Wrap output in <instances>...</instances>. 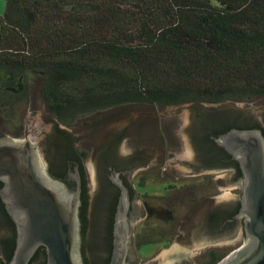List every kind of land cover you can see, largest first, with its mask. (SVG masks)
Segmentation results:
<instances>
[{
	"label": "trees",
	"instance_id": "1",
	"mask_svg": "<svg viewBox=\"0 0 264 264\" xmlns=\"http://www.w3.org/2000/svg\"><path fill=\"white\" fill-rule=\"evenodd\" d=\"M38 94L64 124L127 105L257 100L264 0H5L4 128Z\"/></svg>",
	"mask_w": 264,
	"mask_h": 264
},
{
	"label": "water",
	"instance_id": "2",
	"mask_svg": "<svg viewBox=\"0 0 264 264\" xmlns=\"http://www.w3.org/2000/svg\"><path fill=\"white\" fill-rule=\"evenodd\" d=\"M186 108L179 129L183 148L170 153V169L188 175L233 168L216 176V187H239L204 198L180 220L169 248L147 264H193L189 255L203 248L231 245L242 230L243 243L216 264H264V96L249 102H187L161 107L165 115ZM42 124L54 133L55 176L29 137L0 134V255L6 264H32L44 249L41 264H88L83 253L88 176L75 150L77 128L48 114ZM116 138L96 167L99 195L94 220L95 264H137L131 232L137 220L156 217L161 209L134 200L131 172L153 155H120Z\"/></svg>",
	"mask_w": 264,
	"mask_h": 264
},
{
	"label": "flooded vegetation",
	"instance_id": "3",
	"mask_svg": "<svg viewBox=\"0 0 264 264\" xmlns=\"http://www.w3.org/2000/svg\"><path fill=\"white\" fill-rule=\"evenodd\" d=\"M31 104L33 112L50 115L39 94ZM166 106L168 105H147L143 109H135L128 113L99 112L82 122L62 123L78 129L79 135L75 143L77 157L87 176L84 160L90 158L95 173L94 184L90 182L88 176L90 196L86 208L85 238L82 244L88 264H95L94 220L100 187L96 167L101 153H105L109 145L118 137L124 136L119 143L121 156L126 157L132 152L153 155L131 172L135 190L134 200L153 203L162 211L156 217L137 220L132 229L131 240L137 264H147L148 260L155 257L161 249L170 246L180 231L178 226L180 220L193 212L201 204L202 199L224 193L231 194V191H228L231 189L237 191L234 196L240 195L237 186L220 188L213 183L216 176L229 173L233 168L178 176L170 169L169 154H180L183 149L179 129L184 119L182 111L186 108L165 115L159 114L160 108ZM30 119V115H27L20 133L28 132ZM36 129L37 127H33V130ZM39 134L42 135L40 148L47 162L48 171L55 176L53 162L56 157V147L53 130L51 127L42 128ZM242 243L243 235L240 230L236 243L206 247L198 254L189 257L193 264H216ZM0 257L5 261L1 255ZM43 261L44 256L40 255L34 264H41Z\"/></svg>",
	"mask_w": 264,
	"mask_h": 264
},
{
	"label": "rangeland",
	"instance_id": "4",
	"mask_svg": "<svg viewBox=\"0 0 264 264\" xmlns=\"http://www.w3.org/2000/svg\"><path fill=\"white\" fill-rule=\"evenodd\" d=\"M4 10H5V0H0V15L3 14ZM253 101H255V100H253ZM253 101H249V102H253ZM249 102H243V103H249ZM146 106L147 105H127V106H124V107H121V108H116V109H113V110H110V111H105V112L111 113V111H114V112L123 111L125 113L126 112L128 113V112L135 111V109H143ZM17 111L19 113V116H18V119L16 120V122H18V123L13 125L12 127H7V128H4V126L0 123V134H9V135H12V136H17V137L29 136L35 142V144L38 146V148L40 149V151L42 153V150L40 148V142H41V136L42 135L39 134V131L42 128L43 129H45V128L48 129V126L42 124V122L40 121V118H39L40 114H39L38 111L33 112L31 102L18 104L17 105ZM186 113H187V109H183V111H182L183 117H185ZM27 115L28 116L30 115V117H31V119L28 121V132L26 134L25 133H20L21 132V127L25 124V119H26ZM89 118H90V116H86V117L80 118L78 121L82 122L85 119L87 120ZM33 127H37V129L33 130ZM182 152H183V149H182L181 153ZM42 155H43V153H42ZM84 163H85V165L87 167V171H88V176H89L90 182H92L94 184L95 173H94V169H93V166H92L90 158H86L84 160ZM228 191H231V195H235L237 193L236 190H232V189L228 190ZM170 246L165 247V248H169ZM165 248H163V249H165ZM163 249H161V250H163Z\"/></svg>",
	"mask_w": 264,
	"mask_h": 264
}]
</instances>
